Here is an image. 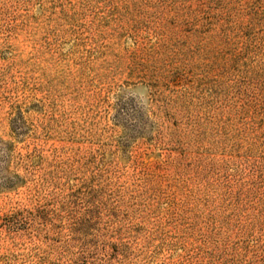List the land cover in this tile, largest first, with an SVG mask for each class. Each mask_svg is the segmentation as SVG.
<instances>
[{
	"label": "rangeland",
	"instance_id": "374dc122",
	"mask_svg": "<svg viewBox=\"0 0 264 264\" xmlns=\"http://www.w3.org/2000/svg\"><path fill=\"white\" fill-rule=\"evenodd\" d=\"M0 264H264V0H0Z\"/></svg>",
	"mask_w": 264,
	"mask_h": 264
}]
</instances>
